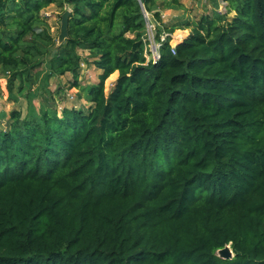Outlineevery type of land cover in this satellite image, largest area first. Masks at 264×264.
Wrapping results in <instances>:
<instances>
[{
  "label": "trees",
  "instance_id": "trees-1",
  "mask_svg": "<svg viewBox=\"0 0 264 264\" xmlns=\"http://www.w3.org/2000/svg\"><path fill=\"white\" fill-rule=\"evenodd\" d=\"M222 1L167 25L180 0H0L9 95L47 93L0 116V264H264V0ZM50 4L69 11L62 43ZM66 73L86 108L53 105Z\"/></svg>",
  "mask_w": 264,
  "mask_h": 264
},
{
  "label": "rangeland",
  "instance_id": "rangeland-1",
  "mask_svg": "<svg viewBox=\"0 0 264 264\" xmlns=\"http://www.w3.org/2000/svg\"><path fill=\"white\" fill-rule=\"evenodd\" d=\"M180 2L183 3L185 9H162L161 17L165 24H179L181 20L191 19L204 12L210 13L215 10L224 12L225 10V3L222 0H180ZM41 14L44 16L51 34L58 38L60 27L59 14H61L60 8L56 4H50L42 9ZM152 26V29H147L146 35L144 36V42L146 43L145 55L147 58L153 57L154 49L157 43H159L155 39V27L153 23ZM189 32V29L175 30L171 33V39L169 41L170 44L172 46L176 45L177 42L186 38ZM164 35L166 34H162L161 36ZM80 53L82 57L87 54L86 51H80ZM43 67L44 66H41L37 69ZM99 72L100 70L95 68L94 65L90 63H81L77 79L81 86H88L90 84L97 83ZM116 77V75H110L105 80V92H109L112 88ZM72 80L73 76L69 73L61 76H52L48 79L46 89L52 93L53 105L56 107L58 112H60V110L65 106L75 108H86L88 106V102L81 93V90L76 87H70L69 84ZM38 95H40V97L46 96L47 93H45L44 90L39 89L37 92L31 90L24 94H17L14 90V94L10 96L6 87V76L0 75V116L7 117L13 110H18L22 115H24L29 106H33L35 109H38L40 104V97ZM218 254L221 255V252H218Z\"/></svg>",
  "mask_w": 264,
  "mask_h": 264
},
{
  "label": "water",
  "instance_id": "water-1",
  "mask_svg": "<svg viewBox=\"0 0 264 264\" xmlns=\"http://www.w3.org/2000/svg\"><path fill=\"white\" fill-rule=\"evenodd\" d=\"M68 15L69 11L65 10L60 17V27H59V35L57 38L58 43H62L65 38H67L68 33H67V21H68ZM181 42V41H180ZM179 42L176 43V45ZM218 252H221V255L218 254ZM217 254L222 257V258H231L233 256V253L229 247V245H226L224 248L219 249L217 251Z\"/></svg>",
  "mask_w": 264,
  "mask_h": 264
},
{
  "label": "built area",
  "instance_id": "built-area-1",
  "mask_svg": "<svg viewBox=\"0 0 264 264\" xmlns=\"http://www.w3.org/2000/svg\"><path fill=\"white\" fill-rule=\"evenodd\" d=\"M145 18H146V27L147 29H152V23H150L148 20H149V14L147 12H145ZM165 36V35H164ZM164 36H161L160 40H163L164 39ZM146 44V43H145ZM159 46H160V42L157 43L155 49H154V53H153V57H151L152 59H156L158 56H159ZM173 48L175 47V45L172 46ZM172 52L174 53V49H172Z\"/></svg>",
  "mask_w": 264,
  "mask_h": 264
},
{
  "label": "crops",
  "instance_id": "crops-1",
  "mask_svg": "<svg viewBox=\"0 0 264 264\" xmlns=\"http://www.w3.org/2000/svg\"><path fill=\"white\" fill-rule=\"evenodd\" d=\"M112 75H116L117 76V72H114Z\"/></svg>",
  "mask_w": 264,
  "mask_h": 264
},
{
  "label": "bare ground",
  "instance_id": "bare-ground-1",
  "mask_svg": "<svg viewBox=\"0 0 264 264\" xmlns=\"http://www.w3.org/2000/svg\"><path fill=\"white\" fill-rule=\"evenodd\" d=\"M178 37V36H177ZM177 39V38H176ZM178 40H179V38H178Z\"/></svg>",
  "mask_w": 264,
  "mask_h": 264
}]
</instances>
